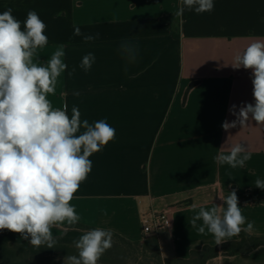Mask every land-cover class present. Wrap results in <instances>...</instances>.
<instances>
[{
  "label": "crops",
  "instance_id": "0c3cea01",
  "mask_svg": "<svg viewBox=\"0 0 264 264\" xmlns=\"http://www.w3.org/2000/svg\"><path fill=\"white\" fill-rule=\"evenodd\" d=\"M213 2L211 12L185 8L177 15L182 0H0V13L11 8L22 28L29 10L46 24L48 44L34 62L46 64L64 46L68 68L55 93L47 94L52 107L67 104L70 116L76 106L82 121L104 119L115 129V139L90 157L92 170L71 201L76 224L132 242L157 237L165 259H188L205 245L238 239L217 244L207 229L200 234L191 226L201 207L223 205L220 197L230 191L246 218L242 228L251 222L247 233L264 235V190L255 187L264 180V124L250 119L242 128H222L236 119L232 105L238 112L255 103L252 70L232 65L249 44L264 41V0ZM170 16L179 18V38L164 20ZM74 26L99 36L85 43L73 35ZM88 53L95 62L85 72L79 65ZM236 143L251 159L237 168L217 163L214 158ZM161 212L170 226L146 235L143 216ZM73 225L52 228L55 248H37L19 233L0 230V264H64L65 256L78 255L73 241L87 232ZM206 264H264V246Z\"/></svg>",
  "mask_w": 264,
  "mask_h": 264
},
{
  "label": "clouds",
  "instance_id": "9594fccd",
  "mask_svg": "<svg viewBox=\"0 0 264 264\" xmlns=\"http://www.w3.org/2000/svg\"><path fill=\"white\" fill-rule=\"evenodd\" d=\"M182 5L177 15H182L185 8L197 14L214 9L213 0H182ZM45 29L35 10L28 11L23 28L11 8L0 13V230L19 233L37 248H55L52 228L80 220L71 201L92 170L90 157L115 139V129L104 119L93 124L82 121L76 106L70 116L67 104L52 107L47 94L55 93L58 78L68 65L63 59V45L57 46L46 64L34 62L38 49L48 44ZM73 35L81 36L85 43L99 36L82 33L76 26ZM94 62V54L88 53L79 67L87 72ZM232 66L252 70L255 103L242 105L238 112L232 105L229 111L236 119L223 122L226 132L246 126L250 119L264 124V41L249 44L235 56ZM75 71V67L68 71V77ZM214 159L231 168L243 167L251 159V152L236 143L227 154L222 150ZM255 187L264 190V180L257 179ZM220 198L223 205L209 210L201 207L191 220L198 233L205 234L207 229L217 244L241 231L253 230L251 222L242 228L246 218L235 191ZM199 220L202 225H197ZM73 243L78 255L65 256L64 264H98L113 246V233L95 228Z\"/></svg>",
  "mask_w": 264,
  "mask_h": 264
},
{
  "label": "trees",
  "instance_id": "16d2710c",
  "mask_svg": "<svg viewBox=\"0 0 264 264\" xmlns=\"http://www.w3.org/2000/svg\"><path fill=\"white\" fill-rule=\"evenodd\" d=\"M171 24L172 35L179 38V18L170 16L164 19ZM195 83L191 84L193 86ZM73 228L90 231L94 227L75 224ZM112 232V231H111ZM113 233V246L106 250L99 262L103 264H206L218 256H233L253 251L264 246V235H253L241 231L237 240L227 241L220 245H205L200 250H194L188 259L163 258L157 237H151L145 242H132L117 233Z\"/></svg>",
  "mask_w": 264,
  "mask_h": 264
},
{
  "label": "built area",
  "instance_id": "2783aa9c",
  "mask_svg": "<svg viewBox=\"0 0 264 264\" xmlns=\"http://www.w3.org/2000/svg\"><path fill=\"white\" fill-rule=\"evenodd\" d=\"M143 231L146 235L156 236L158 231L171 224L170 217L166 212L151 213L142 218Z\"/></svg>",
  "mask_w": 264,
  "mask_h": 264
}]
</instances>
